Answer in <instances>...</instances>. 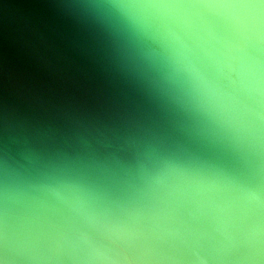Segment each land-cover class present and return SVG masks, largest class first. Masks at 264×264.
Instances as JSON below:
<instances>
[{"label": "water", "instance_id": "95a60500", "mask_svg": "<svg viewBox=\"0 0 264 264\" xmlns=\"http://www.w3.org/2000/svg\"><path fill=\"white\" fill-rule=\"evenodd\" d=\"M0 154L55 201L177 193L264 260V0H0Z\"/></svg>", "mask_w": 264, "mask_h": 264}, {"label": "bare ground", "instance_id": "6f19581e", "mask_svg": "<svg viewBox=\"0 0 264 264\" xmlns=\"http://www.w3.org/2000/svg\"><path fill=\"white\" fill-rule=\"evenodd\" d=\"M27 165L0 154L3 263L51 264L69 238L93 264H103L111 242L138 264H264L243 237L177 193L87 187L77 194L57 186V202L36 186L39 171Z\"/></svg>", "mask_w": 264, "mask_h": 264}, {"label": "crops", "instance_id": "0c3cea01", "mask_svg": "<svg viewBox=\"0 0 264 264\" xmlns=\"http://www.w3.org/2000/svg\"><path fill=\"white\" fill-rule=\"evenodd\" d=\"M75 244L74 241L68 238V241L58 249V256L51 264H93L94 260L87 252L85 253L82 250L80 256H78ZM88 247L89 243L86 244V249Z\"/></svg>", "mask_w": 264, "mask_h": 264}, {"label": "rangeland", "instance_id": "374dc122", "mask_svg": "<svg viewBox=\"0 0 264 264\" xmlns=\"http://www.w3.org/2000/svg\"><path fill=\"white\" fill-rule=\"evenodd\" d=\"M0 262L1 263L3 262L1 257H0ZM103 264H138V262L134 255L130 254L128 251H123L121 247L111 242L110 249L104 259Z\"/></svg>", "mask_w": 264, "mask_h": 264}]
</instances>
